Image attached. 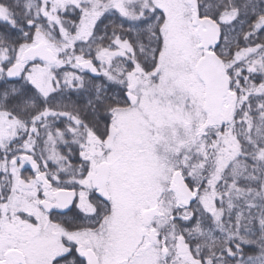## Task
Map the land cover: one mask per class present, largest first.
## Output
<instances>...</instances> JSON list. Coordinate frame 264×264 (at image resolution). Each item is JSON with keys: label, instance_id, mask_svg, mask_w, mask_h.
<instances>
[{"label": "snow or ice", "instance_id": "obj_1", "mask_svg": "<svg viewBox=\"0 0 264 264\" xmlns=\"http://www.w3.org/2000/svg\"><path fill=\"white\" fill-rule=\"evenodd\" d=\"M0 264H264V0H0Z\"/></svg>", "mask_w": 264, "mask_h": 264}]
</instances>
